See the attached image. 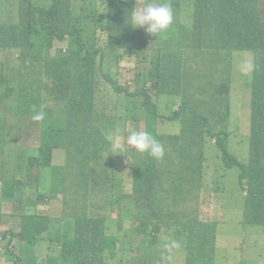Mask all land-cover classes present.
<instances>
[{"label": "trees", "instance_id": "trees-1", "mask_svg": "<svg viewBox=\"0 0 264 264\" xmlns=\"http://www.w3.org/2000/svg\"><path fill=\"white\" fill-rule=\"evenodd\" d=\"M11 1L16 18H0V51H8L11 67L8 76H0V150L8 158L22 154L25 171L6 181L2 191L10 193L3 198L15 200L18 186L38 182L33 168L44 173L53 167V146L82 136L89 146H70L65 164L53 167L54 179L42 181L54 180V189L64 200L74 197V203L61 216L26 214L20 233H3L8 243L18 237L14 264L34 261V247L42 252V242L53 261L40 264H153L171 254L160 239L182 229L187 230L186 264H215L217 226L201 221L198 210L199 192L207 183L199 177L211 167V158L238 168L248 192L244 223L264 234V0H168L180 5L178 17L154 36L129 23L134 10L129 0ZM6 4L0 0V9ZM99 41L108 46H99ZM55 42H67V49L52 55ZM152 42L158 54L149 61ZM221 47L253 55L251 71L239 80L250 89L253 104L246 162L228 147L230 90L238 65L232 60L236 50L224 58ZM119 49L139 58L140 70L124 90L113 76L106 77L107 90H120L115 94L116 115L97 123L95 117L101 114L96 101L103 92L97 88L98 69L119 63ZM36 54L41 63L35 64ZM204 58L216 71L226 63L213 91L217 96L205 102V112L199 115L172 94L170 99L180 98L179 109L160 114L153 100L164 81L160 68L173 64L181 70ZM38 71L40 77L33 79ZM45 76L57 84L48 87ZM38 112L43 119H34ZM175 120L186 124L177 134L157 131ZM129 127L151 133L167 150L165 158L157 161L134 147L119 146L118 130L128 135ZM32 144L37 151L31 150ZM184 169L188 176L181 183ZM100 253L104 258L97 261Z\"/></svg>", "mask_w": 264, "mask_h": 264}, {"label": "rangeland", "instance_id": "rangeland-1", "mask_svg": "<svg viewBox=\"0 0 264 264\" xmlns=\"http://www.w3.org/2000/svg\"><path fill=\"white\" fill-rule=\"evenodd\" d=\"M8 4L4 5L0 9V18L8 20L14 17L15 6L11 0H4ZM163 0H140L135 3L136 9L142 7L145 3H159ZM173 8L174 21L178 17V7L180 5L173 4L168 1ZM156 42H152L150 48L147 50L148 59L151 61L153 56L158 54V49L154 48ZM99 46H108L107 41H99ZM52 53L55 55L60 49H67V42H55L52 47ZM222 55L224 58H229V52L236 50L235 56L232 60L238 65L237 73L235 75L234 85L230 90V129L232 134L229 138L228 147L231 153L239 160L246 162L248 160L249 151V139L252 117V99L250 89L239 82L240 78L247 75L252 69L253 55L250 52H243L239 49L221 47ZM121 53L119 63L115 65H107L98 69L97 88L103 90L100 97L96 101L97 114L96 122L102 123L105 118L116 115L114 103L116 101L115 94L120 90L116 89L115 93H111L107 90V76H113L117 81L119 89H125L128 87L135 74L139 72V58L130 54L125 49H119L117 53ZM117 53L115 55H117ZM125 54V56H122ZM114 55V56H115ZM113 56H106L105 59H109ZM35 64L42 62V57L39 54L34 56ZM10 56L8 51H0V76H8L10 66L8 61ZM30 62L32 60L29 59ZM256 62V59H255ZM34 64V65H35ZM226 65L221 64L218 67V71L214 67L209 65V58L196 60L190 62L189 66L184 69L175 68L176 65L169 67H159L153 65L154 68H160L163 73L164 81L160 87H156V91L153 95V100L160 106V114L170 112V110L179 107L180 98L176 100L170 99L169 95L178 94L181 96L182 101H185L187 107L196 109L197 112L203 114L205 112V102L210 100L213 91L217 89L216 84L220 78V71ZM250 65V67H249ZM189 71V75L185 76ZM158 76L156 73L155 78ZM40 72L33 73V79H38ZM48 87H54L57 82L52 77H45L43 81ZM26 91H23L25 94ZM207 96L206 100L204 97ZM217 96V95H216ZM199 98L198 101L196 99ZM165 119H161L163 121ZM259 121H261L259 119ZM211 122H214L211 120ZM186 124L180 123L178 120L174 122H167L161 125L157 131L164 134H177L184 128ZM3 133V132H2ZM118 137L115 139L119 146L130 148L127 143L128 135L119 129ZM16 131L13 130V135ZM86 142V137L82 136L78 140H72V143H67L65 146H53L52 159L53 167L63 166L66 161V151L70 146H77L80 143ZM36 150V145L32 144ZM190 150H187L189 153ZM34 155V154H33ZM113 158L115 154L111 155ZM4 155L0 150V159H3ZM210 166L207 171L199 177L200 183L204 180H208V186L201 193L199 200L200 218L208 222H216L218 224V238H217V252L216 260L217 264H264V234L259 231L244 232L242 226V219L244 215L245 198L239 184L240 173L237 167H231L226 171L223 168V164L220 160L211 158ZM53 167L41 173L38 168L32 169L34 176H39V181L34 183L33 186L20 188L18 186L13 193L14 199L3 198V184L2 180L5 176L10 177L11 174H6L5 169L0 163V220L2 225L0 227L1 232L14 231L20 233L22 230V218L29 213L43 214L49 216H61L64 213L66 205L73 204L75 199L72 196L67 197L64 200V195L60 193V190H55L54 180H48L44 183L45 179H54ZM22 171H25L23 167ZM18 176L21 173L17 174ZM33 176V177H34ZM188 176L187 169H184L181 174V183L185 181ZM143 181H146L147 176H142ZM204 179V180H203ZM31 180V177H30ZM28 180L27 184L30 182ZM33 180V179H32ZM31 180V181H32ZM246 181V179H244ZM162 188L160 187L159 190ZM55 190V191H52ZM182 191V190H180ZM198 189L192 191L189 198L193 197L197 193ZM156 200V199H155ZM7 201L9 204L4 205L3 202ZM187 205V202H185ZM154 212L149 214L152 217ZM159 220L160 219H156ZM187 238V230L182 229L174 234L164 236L161 238L162 243L170 241H178L179 248H174L170 251L171 254H167L165 258L155 261L153 264H186V254L184 251V242ZM29 238L26 239L28 241ZM14 243L18 250V237L14 240ZM46 242H42L41 246L46 245ZM19 252V250H18ZM104 258V254H98L97 261ZM42 260L49 263L53 261V255L47 251V247L42 248V252L38 248L34 247V261L26 262V264H40ZM113 259H109V263H112ZM0 264H9L4 256H0ZM14 264V263H13Z\"/></svg>", "mask_w": 264, "mask_h": 264}, {"label": "clouds", "instance_id": "clouds-1", "mask_svg": "<svg viewBox=\"0 0 264 264\" xmlns=\"http://www.w3.org/2000/svg\"><path fill=\"white\" fill-rule=\"evenodd\" d=\"M129 1L132 4H134L133 5L134 10L131 12L130 17H129V23L134 28H142L147 33L154 36V35H158L166 31L174 21L173 8H172V5L169 2H167V0H163V2H159V3H145L142 7L138 9H136L135 3L139 2L140 0H129ZM187 2L188 0H185V3ZM52 55L54 54L52 53ZM169 66H173V64L164 65V67H169ZM45 77L43 78V81ZM176 108L177 110L179 109V107H176ZM15 115H19V114L16 113ZM34 119L36 120L43 119V114L39 112L36 113V115L34 116ZM127 143L130 146L134 147L136 151L143 153V156H149L157 161H162L167 154V150L164 148V146L151 133L147 131H138L134 127L128 128ZM34 151H37V150H34ZM3 155H4V158L0 159V163L5 169L6 174H9V173L11 174L10 177L5 176L3 178L2 184L4 186L6 181L8 180L13 181L20 176V175L18 176L17 174L23 172L22 169L23 167H25V159L22 154H15L12 158H8L5 153H3ZM222 164H223V168L225 171L229 169L225 163H222ZM238 179H239V184L241 186V189H242V192L245 198L242 226L244 228V232H251V231H254L255 229L248 228L244 223L248 192L245 190V187L241 183L240 177H238ZM208 180L209 179H207V183H205V186L199 192L198 210H199L200 195L208 186ZM3 193H10V192H3ZM199 218H200V210H199ZM200 220L204 221L201 218ZM204 222H208V221H204ZM208 223H214L217 226L215 256H214L215 264H217L216 252H217L218 224L216 222H208ZM3 233L4 232L0 231V256H4L7 259L9 264H13L18 255V250H17V247L14 241L8 243V240L3 237ZM44 246L46 245H43L41 247V250ZM163 247L170 252L174 248H179L180 244L178 241L173 240L170 242H166L163 245Z\"/></svg>", "mask_w": 264, "mask_h": 264}, {"label": "crops", "instance_id": "crops-1", "mask_svg": "<svg viewBox=\"0 0 264 264\" xmlns=\"http://www.w3.org/2000/svg\"><path fill=\"white\" fill-rule=\"evenodd\" d=\"M3 204H4V205H6V204H9V202H7V201H4V202H3ZM0 227H1V226H0Z\"/></svg>", "mask_w": 264, "mask_h": 264}]
</instances>
